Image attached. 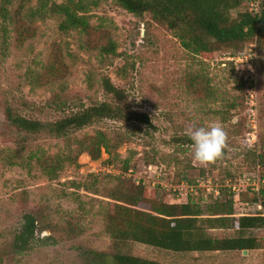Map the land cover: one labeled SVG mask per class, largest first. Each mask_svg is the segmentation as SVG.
Returning <instances> with one entry per match:
<instances>
[{"label": "rangeland", "instance_id": "rangeland-1", "mask_svg": "<svg viewBox=\"0 0 264 264\" xmlns=\"http://www.w3.org/2000/svg\"><path fill=\"white\" fill-rule=\"evenodd\" d=\"M69 2L80 8L78 13L91 27L108 32L116 56L101 59L85 47L83 35L61 29L54 6ZM259 3L249 2L248 11L258 12ZM17 9L35 34L22 44L12 30ZM248 52L255 54L254 62L238 65L237 72L225 60ZM55 53L63 58L65 78L51 87H37L31 75L40 73ZM198 70L223 96L245 94L244 110L238 107L230 120L221 122L216 115L223 107L219 99L201 101L185 88V74ZM250 76L251 84L243 79ZM102 77L123 91L120 107L145 114L151 127L104 120L70 132L71 138H80L100 131L112 139L120 136L123 142L116 157L101 151L91 160L80 154L64 163L54 178L42 171L37 157L66 156L65 139L40 136L16 155V145L6 137L4 102L25 117L57 120L74 107L114 104L100 86ZM238 79L245 84L240 92ZM54 94L59 96L56 103ZM250 95L256 102L254 131L248 118ZM20 102L26 107L15 105ZM51 104L61 109L55 111ZM213 122L228 132V148L222 159L205 166L193 159L187 129ZM183 139L190 143L182 144ZM258 154H264V48L258 50L254 41L241 52L221 51L202 61L186 53L149 14L136 17L113 0H0V264H79L85 251L120 252L163 264H264V230L254 233L263 238L262 248L248 253L177 254L130 241L114 244L103 226L111 195L136 186L151 199L184 203L188 196L202 207L214 201L212 190L237 186L248 195L244 202L234 198L235 216L256 214L260 208L249 200L257 194L247 189H264V170L253 160ZM23 214L36 219L35 241L29 251L14 254L9 243ZM212 234L220 236L217 231Z\"/></svg>", "mask_w": 264, "mask_h": 264}, {"label": "trees", "instance_id": "trees-1", "mask_svg": "<svg viewBox=\"0 0 264 264\" xmlns=\"http://www.w3.org/2000/svg\"><path fill=\"white\" fill-rule=\"evenodd\" d=\"M43 1V0H39ZM125 12L140 17L149 14L151 20L164 27L180 47L195 59L211 60L215 53L232 50L241 52L249 43L255 42L257 49L264 48V0H260L258 12L248 11L251 0H113ZM61 17L63 30L77 31L85 37V47L97 53L101 59L116 56L115 45L108 32L89 25L88 18L79 14L77 6L60 4L54 6ZM232 12L235 14L232 16ZM12 30L19 44L34 37V30L23 20L17 9L12 18ZM203 63V62H202ZM42 71L31 75L37 87H51L62 83L66 66L57 53L51 54L42 65ZM185 88L201 101L219 99L222 109L216 111L221 122L231 119V112L238 107L244 110L245 94L225 97L211 85L202 70L185 74ZM237 90H243L244 82L237 80ZM103 92L115 102L79 106L63 112V116L53 121H42L22 115L20 109L9 102L2 105V117L8 136L16 145V155L24 151V145L31 139L48 136L65 139L66 156L39 158L44 173L54 178L66 162H72L80 154H87L97 160L101 151L109 157H116L115 150L122 144L120 136L110 138L104 132L71 138L70 132L81 130L104 120L151 127L149 118L131 110H124L120 103L125 96L107 77H102ZM219 94V97H218ZM55 102L58 94L53 95ZM244 103V104H243ZM26 107L24 102L19 104ZM64 105V104H63ZM53 107V108H52ZM51 109L61 107L51 104ZM190 143L183 139L182 144ZM264 170V154L253 157ZM126 169V168H125ZM187 187L191 185L187 184ZM247 190H250L248 188ZM211 191L213 202L202 207L191 197L184 203H169L148 198L142 186L130 192L113 193L112 203L103 216V226L114 244L134 242L155 249L177 254H225L243 253L262 248L263 238L254 233L264 230V189L258 188L250 203H257L260 211L256 214L235 216L234 198L240 202L247 200V192L233 193L229 188ZM37 222L31 214H23L21 223L12 234L9 248L14 254L30 250L35 241ZM213 231L220 236L212 234ZM79 264H163L134 257L120 252L97 253L85 251L80 254ZM246 264V263H240Z\"/></svg>", "mask_w": 264, "mask_h": 264}, {"label": "clouds", "instance_id": "clouds-1", "mask_svg": "<svg viewBox=\"0 0 264 264\" xmlns=\"http://www.w3.org/2000/svg\"><path fill=\"white\" fill-rule=\"evenodd\" d=\"M192 141L193 159L201 165L214 164L222 159L228 148V132L221 123L213 122L207 126H195L187 129Z\"/></svg>", "mask_w": 264, "mask_h": 264}, {"label": "built area", "instance_id": "built-area-1", "mask_svg": "<svg viewBox=\"0 0 264 264\" xmlns=\"http://www.w3.org/2000/svg\"><path fill=\"white\" fill-rule=\"evenodd\" d=\"M254 1H257V0H251L250 1V6H253L254 4ZM250 11V10H249ZM257 10L254 9V13H257L256 12ZM253 48H255L253 46ZM226 61H228L229 63H233L234 64V67L236 69V72H237V69H238V65H241V66H244V65H251L254 60H255V54L253 52H248L246 54H243V55H238V56H227L225 58ZM252 62V63H251ZM245 81H249L250 84L254 82V77L250 76L248 79L247 78H243ZM248 104H249V109H248V118L250 119V128L252 131L255 130V115H256V102L253 98L252 95L249 96V101H248ZM251 137H253V134H250ZM247 181H249L247 179ZM253 185V184H252ZM230 189L231 192L233 193H238L239 190L237 188V186H230L228 187ZM189 190H191V187H188ZM251 191H257L258 190V187H254L252 186V188H250ZM214 191V195L217 196V192L216 190H213Z\"/></svg>", "mask_w": 264, "mask_h": 264}, {"label": "water", "instance_id": "water-1", "mask_svg": "<svg viewBox=\"0 0 264 264\" xmlns=\"http://www.w3.org/2000/svg\"><path fill=\"white\" fill-rule=\"evenodd\" d=\"M243 253H245V252H243Z\"/></svg>", "mask_w": 264, "mask_h": 264}]
</instances>
